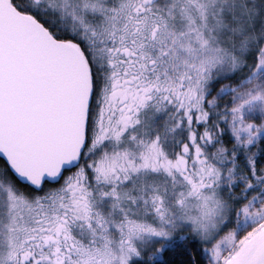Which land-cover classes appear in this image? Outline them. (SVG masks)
<instances>
[{
  "label": "snow or ice",
  "instance_id": "snow-or-ice-1",
  "mask_svg": "<svg viewBox=\"0 0 264 264\" xmlns=\"http://www.w3.org/2000/svg\"><path fill=\"white\" fill-rule=\"evenodd\" d=\"M0 264H264V0H0Z\"/></svg>",
  "mask_w": 264,
  "mask_h": 264
}]
</instances>
